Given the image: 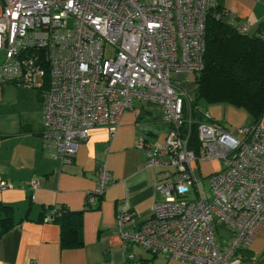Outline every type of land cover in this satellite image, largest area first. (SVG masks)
<instances>
[{"label": "built area", "instance_id": "2783aa9c", "mask_svg": "<svg viewBox=\"0 0 264 264\" xmlns=\"http://www.w3.org/2000/svg\"><path fill=\"white\" fill-rule=\"evenodd\" d=\"M217 2L0 0V85L40 89L44 147L54 157L72 162L95 127L114 138L135 100L163 107L171 125L165 141H141L145 166L158 170L155 186L162 199L134 230L124 228L133 213H118L124 250L137 244L193 264H250L239 252L264 226L263 120L239 138L202 110L195 142L192 97L178 81L181 74L195 78L205 67L206 16ZM224 19L243 34L254 25L227 10ZM257 33L264 41V28ZM210 162L219 168L202 174L201 165ZM198 174L208 187L204 194ZM110 180L103 166L85 208L99 203ZM30 186L36 189L39 182ZM10 188L0 183L1 190ZM127 256L130 264H141L134 253Z\"/></svg>", "mask_w": 264, "mask_h": 264}, {"label": "crops", "instance_id": "0c3cea01", "mask_svg": "<svg viewBox=\"0 0 264 264\" xmlns=\"http://www.w3.org/2000/svg\"><path fill=\"white\" fill-rule=\"evenodd\" d=\"M218 2L240 21L253 22L250 34L264 23V0ZM190 78L194 83V76ZM44 109L38 87L0 85V183L13 185L0 189V205L11 210V227L0 237V264H130L128 252L141 264H193L137 244L124 250L118 234L117 215L123 208L133 213L124 228L134 230L151 217L154 204L162 199L155 186L158 170L145 166L146 149L141 145L142 140L153 145L165 141L171 125L163 119L162 105L135 100L133 109L121 116L114 138L105 127L93 128L68 163L44 147ZM202 109L235 134L230 126L238 122L240 112L233 106L211 104ZM103 166L111 180L97 206L82 214L83 243L63 247L61 225L41 221L44 209L59 205L72 211L85 209L87 194L97 186ZM32 180L39 182L38 188L30 186ZM3 218L0 211V230ZM239 255L250 264H264V226Z\"/></svg>", "mask_w": 264, "mask_h": 264}, {"label": "trees", "instance_id": "16d2710c", "mask_svg": "<svg viewBox=\"0 0 264 264\" xmlns=\"http://www.w3.org/2000/svg\"><path fill=\"white\" fill-rule=\"evenodd\" d=\"M225 14L226 9L219 2L208 9L205 67L195 76L193 89L188 90L195 116L191 125L195 142L198 140L197 124L203 119L201 102L243 109L252 119L250 125L258 124L264 118V41L257 32L240 33L237 27L226 22ZM263 24L259 31L264 28ZM88 209L92 208L72 211L61 205L47 206L41 221L45 222L46 217L51 216L53 222L61 225L62 246L78 247L83 243L82 214ZM0 211L4 213L1 237L11 227V210L0 205Z\"/></svg>", "mask_w": 264, "mask_h": 264}, {"label": "rangeland", "instance_id": "374dc122", "mask_svg": "<svg viewBox=\"0 0 264 264\" xmlns=\"http://www.w3.org/2000/svg\"><path fill=\"white\" fill-rule=\"evenodd\" d=\"M191 75H189L188 76V74H181V75H179L178 76V78H179V80H180V82H181V80H182V84L183 85H186L189 89H193V87H194V84L192 83V81H191ZM201 106H202V108H210V104H207V103H205V102H201V104H200ZM227 105V104H226ZM230 106V105H229ZM234 107V106H233ZM203 110V109H202ZM234 110H237V111H239L240 112V114L238 115V122H232L231 124H232V126H230L231 127V129L233 130V131H235V135L237 136V137H239V138H244V136H245V134H244V131L243 130H245V129H247L249 126H250V124H251V122H252V119H251V117H250V115H248V113L246 112V111H244L243 109H239V108H237V107H234ZM227 115H228V113H227ZM263 124H264V119H263ZM207 164H210V166L211 167H209V168H212V171L214 170H217L218 168H219V165L220 164H218L217 162H214V163H205V164H202L201 165V168H202V174H207V171H209L210 169H208L207 168ZM211 171V170H210ZM199 175V181H198V187H199V189L201 190V193L202 194H204V192L203 191H205V190H208V187H205L204 186V180H202L201 179V175L200 174H198ZM208 194H209V192H208ZM191 197H196V192L195 191H192V193H191Z\"/></svg>", "mask_w": 264, "mask_h": 264}]
</instances>
